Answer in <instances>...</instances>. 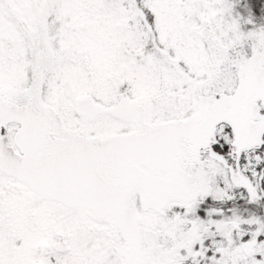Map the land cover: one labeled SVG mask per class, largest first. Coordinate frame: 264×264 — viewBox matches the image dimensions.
<instances>
[{"label":"snow or ice","instance_id":"1","mask_svg":"<svg viewBox=\"0 0 264 264\" xmlns=\"http://www.w3.org/2000/svg\"><path fill=\"white\" fill-rule=\"evenodd\" d=\"M264 0H0V264H264Z\"/></svg>","mask_w":264,"mask_h":264},{"label":"rangeland","instance_id":"2","mask_svg":"<svg viewBox=\"0 0 264 264\" xmlns=\"http://www.w3.org/2000/svg\"><path fill=\"white\" fill-rule=\"evenodd\" d=\"M256 23L259 25H264V20L257 19Z\"/></svg>","mask_w":264,"mask_h":264}]
</instances>
